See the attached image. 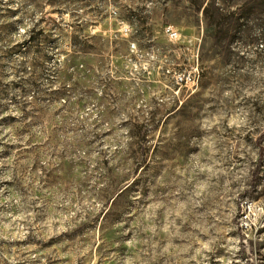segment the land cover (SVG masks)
<instances>
[{
    "label": "rangeland",
    "instance_id": "rangeland-1",
    "mask_svg": "<svg viewBox=\"0 0 264 264\" xmlns=\"http://www.w3.org/2000/svg\"><path fill=\"white\" fill-rule=\"evenodd\" d=\"M0 264H264V0H0Z\"/></svg>",
    "mask_w": 264,
    "mask_h": 264
},
{
    "label": "built area",
    "instance_id": "built-area-1",
    "mask_svg": "<svg viewBox=\"0 0 264 264\" xmlns=\"http://www.w3.org/2000/svg\"><path fill=\"white\" fill-rule=\"evenodd\" d=\"M122 29L126 31L130 30V25L122 21ZM167 35L174 41H179L182 37L181 31L173 24L169 23L165 26ZM183 48L190 49L192 52V58L190 63L186 67L174 68L169 65H161L163 67V73L171 78V80L177 85L186 87H198L201 78V65H200V50L193 49L191 45L183 44ZM129 59L133 60L135 57L140 60V64L137 66L139 73H144L148 77L155 75V68L160 61L158 50L155 46L149 48H142L138 46L136 41L130 42Z\"/></svg>",
    "mask_w": 264,
    "mask_h": 264
},
{
    "label": "trees",
    "instance_id": "trees-1",
    "mask_svg": "<svg viewBox=\"0 0 264 264\" xmlns=\"http://www.w3.org/2000/svg\"><path fill=\"white\" fill-rule=\"evenodd\" d=\"M32 37H33V38L31 39V41H32V40H34L35 36H34V35H32ZM35 39H36V38H35Z\"/></svg>",
    "mask_w": 264,
    "mask_h": 264
}]
</instances>
